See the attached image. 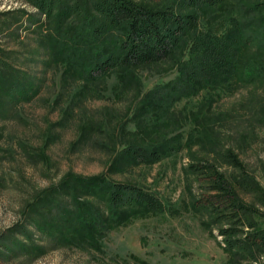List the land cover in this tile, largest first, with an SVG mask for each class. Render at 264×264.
<instances>
[{"label": "trees", "instance_id": "trees-1", "mask_svg": "<svg viewBox=\"0 0 264 264\" xmlns=\"http://www.w3.org/2000/svg\"><path fill=\"white\" fill-rule=\"evenodd\" d=\"M23 1L38 15L28 14L26 24L31 25L27 28L35 34L37 47L45 51L42 62L58 72L63 83L85 85L114 77L113 86L136 88L138 107L132 117H147L157 139L125 144L119 152L123 164L158 162L202 140L192 130L159 129L175 121L173 105L179 100L204 90L231 91L264 82V0ZM8 14L14 11L2 15ZM12 17L2 22V30L22 26L20 16ZM15 53L0 45V118L15 117L21 104L42 88L13 63L10 54ZM163 62L172 64L174 76L142 89L137 69ZM261 120L264 125V114ZM91 128L87 126V133ZM146 129L137 124L129 131L140 135ZM215 155L218 163L236 171L227 175L214 160L191 154L183 166L197 185L194 191L189 187L190 207L204 216V228L217 226L224 264H264V213L258 206L264 204V190L234 151ZM242 193L253 201H245ZM38 195L23 210V222L0 234L1 257H9L12 246L40 252L27 231L31 225L54 244L102 251L110 230L165 209L154 191L112 180L106 173L69 172Z\"/></svg>", "mask_w": 264, "mask_h": 264}, {"label": "rangeland", "instance_id": "rangeland-1", "mask_svg": "<svg viewBox=\"0 0 264 264\" xmlns=\"http://www.w3.org/2000/svg\"><path fill=\"white\" fill-rule=\"evenodd\" d=\"M6 11L14 14L2 15ZM28 14L38 17L23 0H0V25L13 15L22 22L19 28L0 26V45L13 49L17 53L10 54L13 63L42 84L40 93L21 104L15 117L0 118V234L23 222L28 203L69 172L106 173L112 180L136 183L157 193L165 209L110 230L102 251L54 244L31 225L27 231L40 252L12 246L9 257L0 256V264H224L226 253L217 226H211V231L204 228V216L190 207L189 187L194 191L197 185L183 166L195 154L214 160L228 175L236 170L218 163L215 152L231 149L264 190V82L242 84L231 91L204 90L179 100L173 105L175 121L159 129L192 130L202 140L158 162L126 165L119 154L125 144L157 139L147 117L142 121L132 117L138 107L136 88L113 86L114 77L85 85L63 83L59 73L42 62L45 51L37 47L35 34L27 28L31 27L26 24ZM137 73L142 89L174 76L170 62L140 67ZM90 124L93 131L87 133ZM137 124L147 128L145 133L129 131ZM241 196L253 201L251 195ZM258 206L264 213V204Z\"/></svg>", "mask_w": 264, "mask_h": 264}]
</instances>
